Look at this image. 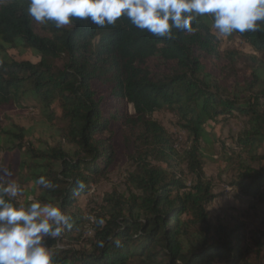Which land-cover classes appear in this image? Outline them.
<instances>
[{
    "label": "trees",
    "instance_id": "trees-1",
    "mask_svg": "<svg viewBox=\"0 0 264 264\" xmlns=\"http://www.w3.org/2000/svg\"><path fill=\"white\" fill-rule=\"evenodd\" d=\"M27 7L28 0H0V109L35 106L59 138L34 146L24 142L31 128L13 125L0 130L7 142L0 151L28 159L19 185L29 192L14 204L31 203V195L72 218L70 229L46 239L52 264H257L249 255L251 246L258 258L264 251L262 235L248 245L242 226L209 221L215 195L204 166L219 142L218 119L244 118L233 146L218 145L214 161L219 177L264 208V23L227 37L246 42L254 52L246 54L221 51L210 14L197 18L193 32L173 30V39H163L126 17L103 28L73 19L57 29L35 22ZM161 111L174 115L185 147L177 149L153 118ZM125 128L136 138L121 152ZM125 157L133 164L127 191L112 190L85 215L90 188ZM40 176L54 187L36 185Z\"/></svg>",
    "mask_w": 264,
    "mask_h": 264
},
{
    "label": "clouds",
    "instance_id": "clouds-1",
    "mask_svg": "<svg viewBox=\"0 0 264 264\" xmlns=\"http://www.w3.org/2000/svg\"><path fill=\"white\" fill-rule=\"evenodd\" d=\"M27 14L35 22H53L57 29L73 19L89 20L98 27L114 25L121 17L157 38L173 39V30L193 32L198 17L210 14L218 36L257 31L264 23V0H28ZM13 173L0 168V264H52L46 239L60 237L72 227L71 216L52 203L14 204L24 190ZM44 189L53 183L40 176L34 182ZM80 189L85 185L78 182ZM103 224V219L97 221ZM119 246L120 241H115ZM103 246V243H100Z\"/></svg>",
    "mask_w": 264,
    "mask_h": 264
},
{
    "label": "rangeland",
    "instance_id": "rangeland-1",
    "mask_svg": "<svg viewBox=\"0 0 264 264\" xmlns=\"http://www.w3.org/2000/svg\"><path fill=\"white\" fill-rule=\"evenodd\" d=\"M217 38L220 41V49L224 51H239L246 54H254L252 48L242 40L234 38L228 40L227 38L220 37L216 33ZM225 58L222 60L225 62ZM234 65H232L233 67ZM237 69H243L244 63L242 60H238L235 64ZM153 118L165 127V129L172 136L175 145L180 149L185 147V133L176 126V119L173 114L167 111H161L155 113ZM221 132L219 133V142L232 147L233 137L239 133L245 123V119L234 114L227 117L225 120L218 119ZM13 125H18L26 128L30 132L25 137L24 142L31 145L43 144L45 142H52V137L58 140V136L54 135V131L48 130V125L43 124V119L39 113V109L35 106H27L23 109L16 107L2 108L0 109V130L12 129ZM136 132V131H135ZM5 137L0 138V146L7 145V142L3 140ZM135 133L132 129H121L118 133L120 151L124 152L125 143L132 146V142L135 140ZM215 146L207 151L211 153V160L207 161L204 170L206 176L212 180L213 193L215 195L214 200L209 204V221L215 228L217 226L234 227L242 226L245 237L247 238V244H252V238H256L260 235L264 239V208L260 205H256L255 201L248 196L242 195L239 191L229 186L224 177H219L217 173V165L215 159L218 157V147ZM124 161L120 165L119 169L108 176L106 180L100 181L97 185L90 188L89 193L82 200V207L84 208L85 215H87L90 209L97 207L104 197V195L111 193L112 190L123 193L127 191L126 178L129 172L133 169L131 160ZM11 162L10 168H7V162ZM28 161L27 156L23 152H15L11 155H7L0 151V168L9 169L13 175L6 179L14 180L18 184L26 181L28 178V171L24 170L20 173V165ZM24 192H29L25 187ZM31 196V195H29ZM33 197V196H31ZM16 199L22 202L23 196H18ZM256 205V206H255ZM90 224H86L84 227V238L91 235L90 225L94 219L89 215ZM195 232V231H192ZM62 247L61 244H59ZM251 253L249 255L250 262L257 264H264V251L260 253L259 258L256 257V252L253 246H251ZM261 260V261H260Z\"/></svg>",
    "mask_w": 264,
    "mask_h": 264
}]
</instances>
